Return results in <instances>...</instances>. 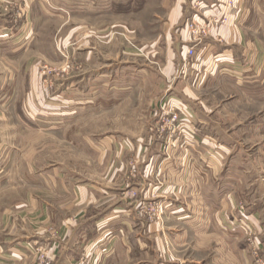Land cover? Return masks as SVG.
I'll return each instance as SVG.
<instances>
[{"label": "rangeland", "instance_id": "374dc122", "mask_svg": "<svg viewBox=\"0 0 264 264\" xmlns=\"http://www.w3.org/2000/svg\"><path fill=\"white\" fill-rule=\"evenodd\" d=\"M193 1L0 0V129L15 149L4 153L10 164L4 163L3 177L19 180L4 182L0 196L2 207L13 210L18 230L5 223L0 239L46 236L45 244L27 246L33 264H57L66 255L67 222H77L70 229L80 244L85 245L82 232L98 238L112 223L105 240L142 236L158 253L162 246L155 244L152 226L162 236L167 263L177 254L209 256L210 264H240L235 253L244 245L243 264H264L263 246L257 257L251 245L258 240L253 228L238 232L233 226L247 222L248 205L259 201L251 198L253 184L264 181V84H253L250 60L220 62L215 71L218 55L202 52L211 30L228 23L235 0L221 1L215 15L205 16L200 6L208 11L217 1ZM255 1L257 17L264 19V0ZM246 5L250 0L243 1L245 10ZM193 20L211 31L200 44L191 35ZM189 45L198 50L195 57L187 56ZM208 59L211 69L203 68ZM194 64L201 67L191 69ZM170 105L182 119L181 110L193 109L194 128L165 127L163 110ZM213 160L222 170L231 161L244 186L243 198L233 199L240 213L236 221L228 219L233 230H228V246H173L175 219L189 216L176 209L203 203L191 193L202 189L203 177L215 169ZM39 174L48 180L36 181ZM219 177L217 189L224 185ZM231 179L227 188L235 189ZM31 194L50 206L46 226L40 213L28 212ZM207 200L213 219L230 203L219 196Z\"/></svg>", "mask_w": 264, "mask_h": 264}, {"label": "crops", "instance_id": "0c3cea01", "mask_svg": "<svg viewBox=\"0 0 264 264\" xmlns=\"http://www.w3.org/2000/svg\"><path fill=\"white\" fill-rule=\"evenodd\" d=\"M198 1H200V4H205L204 0H194L193 4H196V2ZM216 1V3L211 4V9H209L208 11L205 10L208 7L200 6V8L204 10V16L207 14L215 15L218 12V3H220L221 1L223 3L224 0ZM243 1L244 0H235L234 9L230 12V14L227 15L228 23L223 26H217L212 30V38L208 42V44L203 48L202 52L207 56L218 55V60H216V62L214 63L215 67H213V65L209 61L211 57H208L209 59L206 62L202 63L203 68L211 69L213 67V69L217 71L220 62L223 64H233V62L237 63V61L240 59H245L246 61L250 60V69L254 70L256 73V78L254 79L253 84L259 82L261 84H264V43H262L258 35L261 34V36H263L264 38V19H260V17H257L258 14L256 11H258V9L256 8L259 7L257 1L254 0V5L253 1L250 0L251 5L250 7L249 5H246V10L243 8ZM193 17L197 20L203 19L197 14H194ZM183 36H185V39L190 42L191 38L187 34ZM219 41H223V43L219 44ZM189 47L191 46H186L185 50H187ZM261 58L263 59V61H261ZM195 65L196 64H194L191 69H194ZM196 66L201 67V65L199 64ZM234 69H237V66H235ZM260 75L263 76L262 80L259 78ZM181 112L183 115L185 114L188 117H196V113L193 109L189 108L186 111L187 113H185L184 110H181ZM3 133L4 129H0V196H2L3 194L2 187L4 182L19 181L17 179L18 177L12 178L11 174H9V177H3L4 167H6L4 163H6V165L10 164L9 162L4 161V153L6 150L9 149L12 151L15 150L12 148V145H14V143L12 142L14 140L8 142L7 140H5V137H3ZM211 162L215 169L212 172L210 171L209 175L203 177V182H201L203 184L200 187L202 189H194L191 193L194 198L198 197L199 199H201L200 203H203L200 204L199 207L188 206L186 208L181 207V209H176L178 211V215L182 213H188L189 216L187 219H178L180 217H178L177 220L175 219V226L173 227L172 234L173 236L171 238V243L173 244V246L185 247L189 245H197V250H204L206 247H209L212 242H216L217 244H219L220 247L224 246L225 248V246H228V244H226L229 239L228 230H230V232L233 231L232 228L229 226L230 221H228V219L229 217H233L236 221L240 213L237 212L239 207L236 208L235 201L233 199L243 198L239 197V195L242 196L241 192H243L244 186L242 185V181H239V169L236 168V170L234 171V169L231 167L233 166L231 165V161L230 163L227 162L223 164V166H226L224 170H222L221 168H217L218 166H221V163L219 165V163L214 160ZM231 172H235V174ZM37 176L38 177H36L35 175L36 181L46 182L48 180V177L46 175L39 174ZM218 176H220L219 180H221V182H224V185H220L217 189L214 185H216L215 183H217L216 179L218 178ZM233 176L235 178L234 181L237 185L235 186V189L227 188L228 183L230 181L233 182V180L231 179ZM252 191V195L251 192H249L251 198L255 200L257 197H259V201H254L255 203L253 202V205H248L249 207H247L246 214L247 222H245L244 220L241 221V224H239L240 222L236 221L233 223V226L235 229H237L238 232H242L241 228L243 230H246L245 227H252L255 234L258 236L257 245L259 248L263 246L264 254V181L262 183L256 181L253 184ZM258 192H260V194ZM261 193L263 194L261 195ZM214 196L230 199V203H227V205H222L220 208L219 218L213 219L212 205H210L209 202L208 204L205 203L208 198ZM76 197H78L77 192ZM65 208H67L66 205L61 206L62 210H64ZM3 209L4 208L0 204V226H4L6 223V225H9L10 227H12V229L18 230V228H16L17 224L15 222H12V218H14L13 215H15L13 210L11 208L4 210ZM28 212L29 214L35 216L36 213H40L38 217H41L43 219L44 225L48 222L47 219H50V206L45 203V201L40 202V199L35 198L34 194H31L30 196L28 202ZM112 213H116V209H113ZM4 215L8 217V220L4 221ZM16 218L18 219V217L15 216V219ZM10 220L11 223H9ZM102 223H104V221ZM35 224L36 223H34V225ZM76 224L77 222L65 223L67 229L66 232L68 233V235L66 233L67 240L63 246V249L65 247L66 255L60 256L57 264H70L73 262L76 264H210L211 262V257H206L205 255L201 256L200 258H186V256L176 254V257L174 258V255H172V258L174 259L173 262L167 263L165 259L166 256L165 254H163L165 252L163 250L164 242L162 241V236L160 237L158 231L154 230L152 226L149 227V230L151 234H156L157 239H155V244L162 246L161 251H159L158 253L148 248V240H145L146 237L143 240L141 238L142 236L140 238H133L129 235H118L116 236V238L114 237L112 239L110 238L108 240H105L104 235L107 234V231L109 232L111 227L114 225H112V223H107L105 226H103V230H105L106 233L104 232L98 238L95 236V234H93L92 237L87 238L88 234L86 236V233L82 232V236H86V238L83 239L80 235L81 241L85 240V245L83 241V243H81V246L80 242L75 241L78 235H76L75 238L72 233V229H74V226ZM99 224L100 223H98L97 225ZM70 227L72 229H70ZM226 227H228V229ZM76 230L78 231V233H81L78 228ZM103 230H101V232ZM45 231H43L44 236ZM73 231L75 232V230ZM32 235L26 233V236L23 235V237L14 238L12 240L11 238H9V241H3L0 239V264H33V255L31 256V253L29 254L30 251L27 246L32 243L45 244L46 236L43 238L42 236H39L35 233H33ZM238 235L239 237L243 238L242 233ZM234 239L235 240L233 241H235V243L239 242L237 244H242V242H240L242 239H238L237 237H235ZM80 250L83 253V255L81 256L79 255ZM243 252H245L244 245H242V248L240 250H236L235 253L236 257L237 255L239 256L240 264H243ZM49 256L51 257V254H49ZM221 260L225 261L224 258L219 259V261Z\"/></svg>", "mask_w": 264, "mask_h": 264}, {"label": "built area", "instance_id": "2783aa9c", "mask_svg": "<svg viewBox=\"0 0 264 264\" xmlns=\"http://www.w3.org/2000/svg\"><path fill=\"white\" fill-rule=\"evenodd\" d=\"M221 19L219 20H215L216 23L220 22ZM192 25L190 26L191 29V35L192 38L194 40L195 43H202V35H209L210 32L212 31H208V27H203V24H200L198 21L193 20L192 21ZM223 22H227V18L225 17L223 19ZM212 24H210L211 26ZM209 33V34H208ZM198 54L197 50L194 48H189L187 50V56L188 57H195ZM164 111V116H163V122L165 123V127H167L168 129H183L185 128V126L187 127H191V129L194 128V119L193 117H188L186 115V119H182L181 118V114L179 113V109L175 106V105H170L168 107V109L163 110ZM243 207L241 206V210L243 211ZM254 247V253L257 257H259L260 255V248L258 247L256 242H253L251 244ZM259 262H262V260L260 259Z\"/></svg>", "mask_w": 264, "mask_h": 264}]
</instances>
